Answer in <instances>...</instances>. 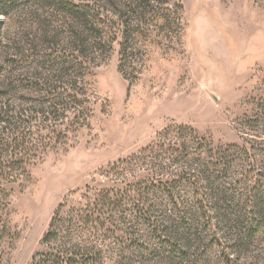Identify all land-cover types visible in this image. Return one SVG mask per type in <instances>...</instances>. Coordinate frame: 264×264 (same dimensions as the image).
<instances>
[{"label":"rangeland","instance_id":"rangeland-1","mask_svg":"<svg viewBox=\"0 0 264 264\" xmlns=\"http://www.w3.org/2000/svg\"><path fill=\"white\" fill-rule=\"evenodd\" d=\"M34 258L264 264V0H0V264Z\"/></svg>","mask_w":264,"mask_h":264},{"label":"trees","instance_id":"trees-1","mask_svg":"<svg viewBox=\"0 0 264 264\" xmlns=\"http://www.w3.org/2000/svg\"><path fill=\"white\" fill-rule=\"evenodd\" d=\"M52 226H53V225H51V229H52ZM49 236H50V234L47 235V237H49ZM47 237H46V236L44 237L43 242H45V240H47ZM56 258H57V257H56ZM32 264H40V262H39L36 258H34Z\"/></svg>","mask_w":264,"mask_h":264}]
</instances>
